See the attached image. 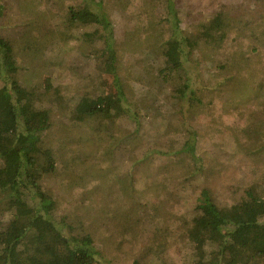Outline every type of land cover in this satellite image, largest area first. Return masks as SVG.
Returning <instances> with one entry per match:
<instances>
[{"label":"rangeland","instance_id":"1","mask_svg":"<svg viewBox=\"0 0 264 264\" xmlns=\"http://www.w3.org/2000/svg\"><path fill=\"white\" fill-rule=\"evenodd\" d=\"M100 1L116 30L126 102L153 120L146 138L131 143L123 138L134 121L112 129L104 120L72 118L81 97L115 92L113 76L85 61L94 45L84 29L67 25L69 7L83 0H0V34L12 40L17 60L14 78L51 112L44 145L59 152L58 170L44 178V189L78 231L92 233L97 264H190L185 231L203 190L229 212L252 203L250 186L264 197V0H175L196 51L188 68L201 106L180 102L174 84L155 76L152 65L169 35L156 0ZM219 13L225 25L217 31L211 22ZM181 107L200 133L195 180L185 179L186 159L155 156L150 144L170 130L169 122L156 128V120L162 123L168 109L174 118ZM146 149L152 152L144 156Z\"/></svg>","mask_w":264,"mask_h":264},{"label":"trees","instance_id":"2","mask_svg":"<svg viewBox=\"0 0 264 264\" xmlns=\"http://www.w3.org/2000/svg\"><path fill=\"white\" fill-rule=\"evenodd\" d=\"M83 2L69 7L67 25L84 29V38L94 45L92 52L84 55L85 61L101 74L113 76L115 92L81 97L72 110V118L104 120L112 129L123 119L134 121L136 126L123 139L128 143L139 136L145 139V124H153V120L133 112L126 102L118 74L113 21L103 10L102 1ZM156 2L161 19L169 25V35L161 60H156L155 67L151 64L155 76L162 84H174L180 102L188 100L201 106V99L191 89L193 77L188 64L196 51L182 26L183 11L175 0ZM223 16L219 13L212 20L214 30L224 27ZM16 66L12 40L0 34V264H97L101 251L92 233L78 231L69 220V213L61 211L59 200L44 189V178L58 170L59 152L44 145L52 126L51 112L45 103L29 97L28 90L14 78ZM170 113L168 109L162 123L156 120V128L169 122L170 130L166 129L168 132L163 133L158 144L150 143L157 148L154 155L172 154L186 159L185 179L195 180L200 174L199 129L189 125L182 107L174 118ZM151 152L146 149L144 156ZM131 168L134 169L133 164ZM131 176V180L137 178L136 173ZM162 182L165 179L156 180L151 186L157 189ZM253 189L246 188L252 203L245 209L235 204L231 207L233 212L202 191L185 231L193 248L190 264H264V197ZM149 223L155 225L153 219ZM132 264L145 263L135 259Z\"/></svg>","mask_w":264,"mask_h":264}]
</instances>
